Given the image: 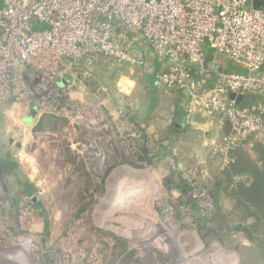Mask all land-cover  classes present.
<instances>
[{
    "label": "built area",
    "instance_id": "built-area-1",
    "mask_svg": "<svg viewBox=\"0 0 264 264\" xmlns=\"http://www.w3.org/2000/svg\"><path fill=\"white\" fill-rule=\"evenodd\" d=\"M254 1L0 0V104L26 102L80 123L116 126L122 115L73 93L83 89L97 63L142 66L144 54L136 47L147 46L168 63L155 74L157 84L184 92L189 113L215 114L228 127L214 149L228 163L232 150L264 145V101L247 100L264 97V0L258 9ZM209 49L237 69L209 59ZM168 163L187 188L177 202L187 196L211 225L217 208L210 188L195 170L180 169L171 157ZM35 198L19 208L0 183V264L31 258L30 243L37 240L24 222ZM39 252L44 264L95 263L83 248L47 250L41 244Z\"/></svg>",
    "mask_w": 264,
    "mask_h": 264
},
{
    "label": "rangeland",
    "instance_id": "rangeland-1",
    "mask_svg": "<svg viewBox=\"0 0 264 264\" xmlns=\"http://www.w3.org/2000/svg\"><path fill=\"white\" fill-rule=\"evenodd\" d=\"M84 85L87 101L100 104L99 94L92 93V79ZM75 89L74 96L83 95V90ZM27 105L14 101L0 104V159L17 164V171L9 169L15 176L5 174L6 190L14 195L16 176L23 175L36 188L33 204L40 203L25 218L26 232L37 242L30 243L34 244L32 256L21 264H44L41 244L47 250L77 252L83 248L94 264H246L248 256L241 246L245 241L248 246L256 245L249 250L252 258L258 252L257 258L262 259L259 245L247 234L212 236L215 218L208 225L187 196L181 204L177 202L181 190L168 188L164 181L173 173L168 158L177 163L175 156L159 148L160 138H153L147 147L149 160L137 156V147L131 146L127 110L115 114L123 116L118 117L116 126L103 127L51 116L44 108L27 123L31 112ZM129 168L144 177L131 185L124 183L116 197L113 174L123 170L120 179L126 180ZM187 169L195 170L200 182L209 187L198 168ZM128 197L131 201L127 202ZM14 221L12 216L11 223ZM203 224L208 229H202ZM252 236L264 237L262 231Z\"/></svg>",
    "mask_w": 264,
    "mask_h": 264
},
{
    "label": "crops",
    "instance_id": "crops-1",
    "mask_svg": "<svg viewBox=\"0 0 264 264\" xmlns=\"http://www.w3.org/2000/svg\"><path fill=\"white\" fill-rule=\"evenodd\" d=\"M136 49L144 54L145 62L140 67L130 69L127 65H117L110 61L95 64L91 74V79L95 84L92 93L99 94L100 104L103 103L108 111L114 114L118 115L122 109L127 110L130 117L127 127L131 134L134 135L138 132L137 130H142L149 142L148 146L153 142V138H160L159 148L163 149L166 154L174 155L180 169H185L187 166L198 168L207 180L206 183L215 191L217 212L212 236H221L222 233L224 236L229 232H234L233 237L239 232L247 234L246 237L249 240L259 245L257 248L262 252V259L257 258L258 252L257 257L252 258L253 253L249 250L256 245L249 242L251 245L248 246L244 241L241 246L244 256H248L246 264H264V237L252 236L257 235L259 231H262L264 235V227L256 226L255 219L247 214V208L238 205L237 200L231 196V187L228 188L230 182L249 185L252 177L247 173L233 174L228 177L225 171L234 161L235 156L230 157L229 155L227 163L214 150L226 133V127L220 125L219 116L215 114L204 111L189 113L188 100L184 92L160 86L155 80V74L167 68V60H160L147 46L139 45ZM208 58L223 63L231 70L237 69L230 61L218 57L211 49L208 50ZM82 90L83 95L80 94V97L88 100L86 85ZM247 100L261 102L264 101V97L249 95ZM27 106L31 112L36 111L33 118L40 113L32 106ZM51 116L54 115L51 114ZM132 135L131 137L135 140L136 138ZM248 152L251 159L255 161L259 159L260 155L255 148L248 149ZM118 171L113 174L114 179L112 180L116 197L119 187L124 183L131 185L134 182H140L139 180L144 177L141 172L129 168L126 169L128 172L126 180L120 179L125 171ZM6 173L15 174L8 167L5 168ZM22 178L24 179L22 181L32 184L23 175L16 176L18 189ZM126 201L131 200L128 197ZM212 242L215 240L213 239Z\"/></svg>",
    "mask_w": 264,
    "mask_h": 264
},
{
    "label": "trees",
    "instance_id": "trees-1",
    "mask_svg": "<svg viewBox=\"0 0 264 264\" xmlns=\"http://www.w3.org/2000/svg\"><path fill=\"white\" fill-rule=\"evenodd\" d=\"M141 133L140 138L131 139V146L137 147V151L134 152L137 156H141L142 160H149L148 159V140L142 130H137ZM229 131L228 127L226 126V133ZM256 151L259 153V159L257 161L251 159L248 147L242 146L232 150L229 155L230 157H234V161L230 164L228 169H226L225 173L230 177L233 174H241L247 173L250 174L252 177V182L249 185H245L242 183H235L232 184L230 182L228 188L231 187V196H233L239 206H244L247 208V214L255 219L256 226L264 227V145H256L254 147ZM253 148V149H254ZM143 153V154H142ZM134 154V155H135ZM5 168L8 169L12 168V170L17 171V164L10 159H7L4 163ZM176 177L178 179L176 180ZM22 180H24L22 178ZM21 186L18 190H16L15 194L12 195V191L7 189L4 191V195L8 198H11L14 202L15 206L23 205L28 198L35 193L34 187L29 182L22 181ZM165 184L168 188L176 186L181 191L186 188V185L179 175H175L174 173L169 174L165 178ZM178 181V182H177ZM177 182L178 184H176ZM210 191L215 197L214 190L210 188ZM227 191V190H226ZM216 198V197H215ZM214 198V199H215ZM193 206H196L195 202L190 201ZM36 208L40 207V203H34ZM202 229H206L207 227L201 225ZM208 229V228H207ZM212 232V230H210Z\"/></svg>",
    "mask_w": 264,
    "mask_h": 264
},
{
    "label": "water",
    "instance_id": "water-1",
    "mask_svg": "<svg viewBox=\"0 0 264 264\" xmlns=\"http://www.w3.org/2000/svg\"><path fill=\"white\" fill-rule=\"evenodd\" d=\"M263 3V0H255L253 2V7L255 9H258L261 4ZM68 80V77L66 78ZM66 79H64V81L62 82V84H65L66 83ZM229 98L230 99H234L235 98V94L234 93H230L229 94ZM242 97H239L238 98V101L241 100ZM36 113L35 110H32V112L29 114V116L25 119V122L29 123L31 121V119L33 118L34 114ZM4 178H5V168H4V164H3V161L0 159V183L2 185V188L4 191H6V186L4 184Z\"/></svg>",
    "mask_w": 264,
    "mask_h": 264
}]
</instances>
